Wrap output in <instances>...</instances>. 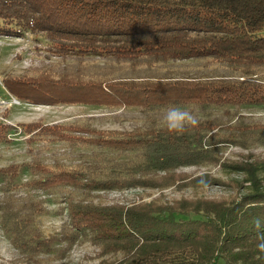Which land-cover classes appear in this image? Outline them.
Here are the masks:
<instances>
[{"label": "trees", "instance_id": "trees-1", "mask_svg": "<svg viewBox=\"0 0 264 264\" xmlns=\"http://www.w3.org/2000/svg\"><path fill=\"white\" fill-rule=\"evenodd\" d=\"M263 28L264 0H0V35H40L53 55L109 57L119 64L112 66L118 77L101 78L54 72L53 66L34 68L31 74L1 79L3 95L31 104L138 107L146 112L215 107L235 119L227 126L210 119L209 112L208 118L196 119L180 132H169L150 117L143 128L122 132L79 123L46 125L41 119L21 123L18 128L28 150L47 141L134 155L124 166L112 161L99 168L44 163L37 156L0 166L2 232L20 249L49 247L50 241L41 240L32 228L34 216L45 211L43 202L29 195L12 196L22 188H35L65 193L69 246L89 232L99 255L122 254L98 264H213L219 258L226 264H264V253L256 247L258 232L264 233V160L233 167L246 174L244 181L250 185V193L240 200L181 198L128 206L87 201L94 191L148 187L150 179L178 189L219 185L221 180L205 174L190 178L174 171L216 163L224 143L264 145V124H243L239 111L228 110L264 108V37L257 35ZM188 59L222 65L231 74L125 78L124 64L137 68ZM18 128L0 122V144L9 142V134ZM25 171L34 178L20 183ZM159 172L164 175L150 178ZM76 193L82 197L77 199ZM257 218L259 229L254 225Z\"/></svg>", "mask_w": 264, "mask_h": 264}, {"label": "rangeland", "instance_id": "rangeland-1", "mask_svg": "<svg viewBox=\"0 0 264 264\" xmlns=\"http://www.w3.org/2000/svg\"><path fill=\"white\" fill-rule=\"evenodd\" d=\"M264 37V28L257 33ZM42 66L54 67V72L75 71L85 77H102L113 75L118 77L109 57H85L79 55L58 56L48 51V42L40 35L26 33L22 36L0 35V84L1 79L8 76H22L31 74L32 69ZM52 67V68H53ZM125 78L143 79L151 78H186L197 77L201 74L230 75L224 66L194 59L171 61L158 65H146L141 67L123 66ZM184 111L190 112L195 119H218L227 126L233 125L235 119H229L222 113L221 108L211 107L207 111L193 106H181ZM169 108L159 110H146L138 107L105 108L82 104H31L21 102L15 97L0 93V122L12 125L15 128L21 123L33 122L41 119L46 125L79 123L95 130L103 131H130L135 128H143L147 117L150 122L159 120L163 124V117ZM233 113L239 111L244 117L243 124H264V108L242 107L228 108ZM210 112V113H209ZM226 126V127H227ZM223 133L227 134V130ZM10 141L0 144V166L12 163L28 162L33 156L39 157L44 163L62 162L66 164L80 163L91 167H103L109 162H119L124 166L132 159L133 152H117L100 147L69 148L62 142L38 141L28 150L25 136L20 129L9 134ZM218 161L212 164L179 168L174 173H183L192 178L205 174L222 181L221 184H212L198 187H186L178 189L177 185L164 186L159 181L150 179L148 187L127 188L123 190L94 191L89 195L88 202L95 204H122L128 206L133 203H146L154 201L156 204L171 203L181 198H225L227 200H240L250 193V185L245 182L246 174L241 171H233V167L244 162L264 160V145H251L242 148L230 143L220 145L217 154ZM108 165V164H107ZM107 168V177L110 175ZM123 175L122 173H120ZM163 172L150 174V178L162 177ZM264 175V173H262ZM106 175L102 174L104 178ZM138 176V175H136ZM146 177V176H145ZM149 177V176H148ZM27 171L19 178L20 183L33 179ZM147 178V177H146ZM148 184V183H147ZM1 195V194H0ZM29 195L33 199L43 202L44 213L34 216L32 228L39 233L41 240H49V247L40 251L20 249L13 244L12 237L2 232L0 228V264H98L101 260H110L122 257L121 253L112 255H99L100 248L92 243L89 232L80 234L71 246L67 242L68 215L65 193L56 191H43L40 189L16 191L14 199ZM75 197L80 199L81 193ZM190 214L189 217H193ZM219 264H226L223 258H219ZM217 260V261H218Z\"/></svg>", "mask_w": 264, "mask_h": 264}, {"label": "clouds", "instance_id": "clouds-1", "mask_svg": "<svg viewBox=\"0 0 264 264\" xmlns=\"http://www.w3.org/2000/svg\"><path fill=\"white\" fill-rule=\"evenodd\" d=\"M163 121L169 132H180L183 131L187 125H194L196 123L195 117L190 112L184 111L178 106H172L167 109ZM254 225L256 229L260 228V218L255 219ZM257 240V249L259 252L264 253V233L258 232Z\"/></svg>", "mask_w": 264, "mask_h": 264}, {"label": "crops", "instance_id": "crops-1", "mask_svg": "<svg viewBox=\"0 0 264 264\" xmlns=\"http://www.w3.org/2000/svg\"><path fill=\"white\" fill-rule=\"evenodd\" d=\"M213 264H219V260H218V261H216V262H214Z\"/></svg>", "mask_w": 264, "mask_h": 264}]
</instances>
